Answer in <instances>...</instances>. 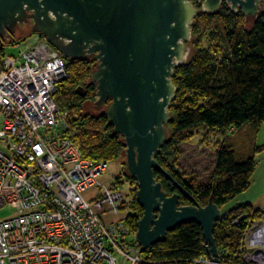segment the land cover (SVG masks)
Instances as JSON below:
<instances>
[{
  "label": "trees",
  "instance_id": "trees-1",
  "mask_svg": "<svg viewBox=\"0 0 264 264\" xmlns=\"http://www.w3.org/2000/svg\"><path fill=\"white\" fill-rule=\"evenodd\" d=\"M192 1L201 8L198 0ZM192 33L193 55L174 70L177 91L168 108L169 137L155 158L201 205H207L213 196L222 209L250 187L258 163L257 153L264 150V146L253 147L254 136H242L244 144L236 139L244 126H251L255 135L264 124V11L249 24L242 11L234 12L223 2L218 12H199ZM27 35L14 34L3 42L14 43ZM204 38L207 46L202 44ZM65 61L68 76L59 83L55 100L62 110L69 112L66 136L86 158L111 162L126 157L125 138L114 132L106 115L102 111L98 114L85 111V104L97 99L96 86L90 81L98 61L93 56L77 60L65 57ZM197 126L221 136L215 150L214 171L202 185L195 177H185L179 164L180 145L189 137L187 132ZM121 177L116 178L120 185ZM128 177L133 180L136 196L138 181L130 174ZM155 177L168 195L179 192L160 171H155ZM191 203L181 195L180 204ZM133 209L130 223L136 227L144 213L136 197ZM256 222H264V210L248 202L225 212L214 229L222 262L245 264L237 253L244 233ZM202 254H208L203 230L197 222H189L170 231L165 241L143 250L145 261L139 264H191L190 260Z\"/></svg>",
  "mask_w": 264,
  "mask_h": 264
},
{
  "label": "built area",
  "instance_id": "built-area-1",
  "mask_svg": "<svg viewBox=\"0 0 264 264\" xmlns=\"http://www.w3.org/2000/svg\"><path fill=\"white\" fill-rule=\"evenodd\" d=\"M67 76L64 55L42 34L0 39V207L16 210L0 222V264H139L132 184L101 181L108 162L84 157L65 134L69 112L55 93ZM262 245L264 222H256L237 255L264 264ZM210 262L209 254L190 260Z\"/></svg>",
  "mask_w": 264,
  "mask_h": 264
},
{
  "label": "water",
  "instance_id": "water-1",
  "mask_svg": "<svg viewBox=\"0 0 264 264\" xmlns=\"http://www.w3.org/2000/svg\"><path fill=\"white\" fill-rule=\"evenodd\" d=\"M198 2L201 8L192 0H0V39L32 21V33L42 34L64 57L98 61L90 81L95 106L125 138L127 172L138 181L136 198L144 210L136 233L142 249L165 241L181 224L197 222L211 258L206 264H222L214 229L225 212L213 196L201 205L155 154L169 137L174 70L189 61L197 14L218 12L226 2L253 21L262 10L261 0ZM155 171L179 192L168 195ZM181 195L192 203L180 204Z\"/></svg>",
  "mask_w": 264,
  "mask_h": 264
},
{
  "label": "rangeland",
  "instance_id": "rangeland-1",
  "mask_svg": "<svg viewBox=\"0 0 264 264\" xmlns=\"http://www.w3.org/2000/svg\"><path fill=\"white\" fill-rule=\"evenodd\" d=\"M261 10L264 11V0H261ZM252 21H249L251 24ZM31 23H21L17 27V36L27 35L31 32ZM193 40H190L189 44L191 45V55H193ZM7 44H10L9 42ZM202 44L207 46L208 42L207 39L204 38ZM19 48L14 47V45H7L6 52L11 55H18ZM189 58V59H190ZM85 111L98 114L102 111V109H97L95 103L90 102L85 104ZM188 136L187 140L181 143L180 148L182 151V156L179 159V164L181 171L185 177H195L198 184L202 185L206 183L213 171L215 165V150L216 146L220 141V135L208 132L203 126L192 127L190 131L187 132ZM257 140L253 142V147L257 145H264V125L262 124L258 131H256ZM249 141V140H248ZM247 141V142H248ZM257 143V144H256ZM257 160L259 164H264V150L257 153ZM263 161V162H262ZM127 172V160L126 157L120 158L116 161L108 162L106 171L102 174L100 180L111 184L113 183L117 177L122 176V180L125 179L129 183H133L132 179H129ZM128 182L123 184V188L127 190L129 188ZM133 188L134 185L132 184ZM253 190H256L255 188ZM132 193L134 191L132 189ZM244 193V192H243ZM242 193L238 194L234 199L226 203L222 207V211L226 212L236 204V199L238 196H242ZM88 195V194H86ZM134 205V202L132 206ZM133 208V207H132ZM134 211V209H133ZM16 214V210L9 205L0 207V222L14 216ZM118 218V216L107 214L105 219L107 222L114 221ZM257 246L256 248H259ZM264 251V245L261 246Z\"/></svg>",
  "mask_w": 264,
  "mask_h": 264
},
{
  "label": "crops",
  "instance_id": "crops-1",
  "mask_svg": "<svg viewBox=\"0 0 264 264\" xmlns=\"http://www.w3.org/2000/svg\"><path fill=\"white\" fill-rule=\"evenodd\" d=\"M237 135L238 137L236 139L238 140V143L244 144L245 141L241 138L242 136H244V138L248 137V135L254 136L255 142L257 140V134L255 135L253 134L252 127L249 125L244 126L239 132H237ZM249 142L250 141H248L247 143ZM257 146H264V145H257ZM254 188L256 190H253ZM241 195L242 196H238V198L236 199V204L248 202L251 203L255 208L264 210V164L257 163L256 170L253 174L252 183L250 187Z\"/></svg>",
  "mask_w": 264,
  "mask_h": 264
},
{
  "label": "flooded vegetation",
  "instance_id": "flooded-vegetation-1",
  "mask_svg": "<svg viewBox=\"0 0 264 264\" xmlns=\"http://www.w3.org/2000/svg\"><path fill=\"white\" fill-rule=\"evenodd\" d=\"M26 23H27V22H26ZM28 23H31V24H33V23H32V21H29ZM16 32H17V30L15 31V33H14V34H16ZM14 34H13V35H14Z\"/></svg>",
  "mask_w": 264,
  "mask_h": 264
},
{
  "label": "bare ground",
  "instance_id": "bare-ground-1",
  "mask_svg": "<svg viewBox=\"0 0 264 264\" xmlns=\"http://www.w3.org/2000/svg\"><path fill=\"white\" fill-rule=\"evenodd\" d=\"M261 234H263V233H261Z\"/></svg>",
  "mask_w": 264,
  "mask_h": 264
}]
</instances>
